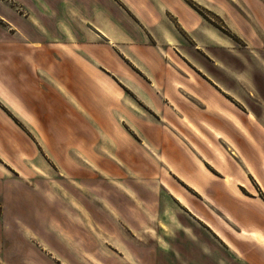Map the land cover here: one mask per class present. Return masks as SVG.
Instances as JSON below:
<instances>
[{"label": "crops", "instance_id": "1", "mask_svg": "<svg viewBox=\"0 0 264 264\" xmlns=\"http://www.w3.org/2000/svg\"><path fill=\"white\" fill-rule=\"evenodd\" d=\"M0 21V264H162V171L169 264H264V0H0Z\"/></svg>", "mask_w": 264, "mask_h": 264}, {"label": "rangeland", "instance_id": "2", "mask_svg": "<svg viewBox=\"0 0 264 264\" xmlns=\"http://www.w3.org/2000/svg\"><path fill=\"white\" fill-rule=\"evenodd\" d=\"M1 22L2 21H0V23ZM144 177L146 179L155 178V179H162L163 180V183L161 184L160 188L159 187L150 188L151 191L153 190V196H154L155 201H157L158 199L160 200V203L158 204L159 205V210H158L159 217L155 218V219H157V220H155V222L153 220L151 221L150 227H155L156 228L157 226H159L160 235L162 237L160 239V242H161V246L164 249V251H162V254H164V256L163 255L161 256L162 264H169V261H168L169 254L170 253H174V250L167 243L176 241L178 234H175V232L176 233H180V232L183 231V230L180 229L182 227L181 224L174 225V223L172 221H170V219L168 217V214H169V211H170V204L167 201L170 200L169 196L173 197L174 194H177L176 187H175V185H177V184L173 180V178L169 175V173L167 171L154 172V173L153 172H146ZM183 192L186 194L185 190H183ZM83 198L84 197H82L81 209L82 210L85 209V208L89 209V204L84 203V201H83L84 199ZM98 205H100V204H98ZM175 209H177V213H178L180 219H182L183 217H186L185 213L182 212V210H180L179 208H175ZM144 210L148 211V209L145 206H144ZM1 212H2V207H1V203H0V214H1ZM210 215L212 217H214V219H215V217L217 215L216 205H214L210 209ZM158 218H159V220H158ZM156 221L159 222L158 225L156 224ZM184 224L188 225V226H190L192 228L194 227V228H197L198 230H201V226L199 224L195 223V222H192V223L191 222H186ZM172 226L173 227H178L179 229L171 230ZM193 232H194V234L188 232V237L192 238L195 241L196 235L200 236L199 235L200 231H193ZM208 238H209V242L210 243L214 242V240L212 239L211 236H209ZM81 250H82L81 251L82 258H84V257L89 258L88 255L86 254L87 252L85 251V248L81 249ZM66 252L69 254L68 251H66ZM100 253L102 254V256L103 255L107 256L106 253L110 256L113 252L110 250V247H109V245L107 243L102 242V250H100Z\"/></svg>", "mask_w": 264, "mask_h": 264}, {"label": "trees", "instance_id": "3", "mask_svg": "<svg viewBox=\"0 0 264 264\" xmlns=\"http://www.w3.org/2000/svg\"><path fill=\"white\" fill-rule=\"evenodd\" d=\"M195 6V5H194ZM196 7V6H195ZM198 9V11L205 17L207 18L210 22H212L216 27H218L219 29H221L222 31H225L226 33H229L227 31V28L224 26L222 20H220V18H218L217 16H215L214 14L200 8V7H196Z\"/></svg>", "mask_w": 264, "mask_h": 264}, {"label": "bare ground", "instance_id": "4", "mask_svg": "<svg viewBox=\"0 0 264 264\" xmlns=\"http://www.w3.org/2000/svg\"><path fill=\"white\" fill-rule=\"evenodd\" d=\"M163 226V225H162ZM167 228V227H166Z\"/></svg>", "mask_w": 264, "mask_h": 264}]
</instances>
